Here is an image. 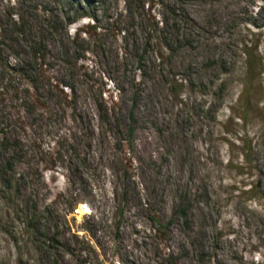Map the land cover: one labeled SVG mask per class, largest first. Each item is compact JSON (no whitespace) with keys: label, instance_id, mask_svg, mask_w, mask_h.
<instances>
[{"label":"rangeland","instance_id":"obj_1","mask_svg":"<svg viewBox=\"0 0 264 264\" xmlns=\"http://www.w3.org/2000/svg\"><path fill=\"white\" fill-rule=\"evenodd\" d=\"M6 162L0 264H264V0H0Z\"/></svg>","mask_w":264,"mask_h":264},{"label":"trees","instance_id":"obj_2","mask_svg":"<svg viewBox=\"0 0 264 264\" xmlns=\"http://www.w3.org/2000/svg\"><path fill=\"white\" fill-rule=\"evenodd\" d=\"M30 48L32 50V55L29 62H27L28 64H26L27 70L26 67H20L18 69H15L9 64L6 65L5 66L6 68L4 69V72L6 71L5 74L7 76L6 77L7 80H9V77L10 80L19 78L21 80V83L24 82L22 83V85H20L19 89L16 88V92H20V93L23 92L25 94L24 99H26V96L30 93L31 88L36 91V88L30 85L33 84L30 80H33V82H35L37 77L38 79L39 77H43L42 74H43L44 55L40 53V49L38 48V46L37 48H35L34 46H30ZM243 55L245 56V77L247 79L246 87H248L262 73L261 71L262 60L256 53L255 49L253 50L245 49L243 51ZM24 72L28 74H25ZM31 75L32 77H34L33 79H31ZM17 100L20 99L17 97ZM131 130H132L131 127L127 128L128 134L131 133ZM8 167L9 165L7 162L4 164V166L0 167L1 183H8L9 181V179L6 177L7 173L4 172V170ZM178 212L180 213L181 216L185 217V211L183 209H179Z\"/></svg>","mask_w":264,"mask_h":264}]
</instances>
